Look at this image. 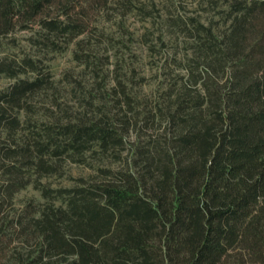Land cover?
<instances>
[{
	"label": "trees",
	"instance_id": "trees-1",
	"mask_svg": "<svg viewBox=\"0 0 264 264\" xmlns=\"http://www.w3.org/2000/svg\"><path fill=\"white\" fill-rule=\"evenodd\" d=\"M227 2L230 24L223 39L207 33L214 62L228 67L225 84L207 85L202 98L177 105L166 135L135 147L133 171L105 184L42 189L51 204L43 211L27 207L5 236L4 202L29 184L26 166L54 174L57 166L47 157L61 160L93 143L106 149L123 141L109 125H67L46 133L36 157L20 167L8 164L26 155L3 146L2 138L20 128L15 112L49 79H18L0 93V173L9 176L0 187V262L264 264V0ZM57 4L61 0H0V39L32 22L45 32L47 46L58 48L50 36H81L85 26L78 18H50ZM36 71L29 58L19 65L0 60V74L9 78ZM22 237L34 243L11 247Z\"/></svg>",
	"mask_w": 264,
	"mask_h": 264
},
{
	"label": "rangeland",
	"instance_id": "rangeland-1",
	"mask_svg": "<svg viewBox=\"0 0 264 264\" xmlns=\"http://www.w3.org/2000/svg\"><path fill=\"white\" fill-rule=\"evenodd\" d=\"M227 1L61 0L62 5L51 7L48 15L65 20L68 13L71 20L78 18L85 26L81 36L72 41L50 36L58 48L47 46L42 39L45 32L32 22L0 39V60L19 65L29 58L37 67L17 78L0 74V93L18 79H49L15 112L20 128L2 138L3 146L26 155L8 164L20 167L36 157V147L47 144L46 133L53 135L67 125H109L123 141L106 149L93 143L82 154L61 160L47 157L48 165L57 166L54 174L26 166L29 184L10 203L4 202L3 236L13 232L27 207L43 211L51 204L42 189L105 184L119 173L133 171L135 147L162 139L177 105L202 98L207 85L225 84L228 67L214 62L217 52L214 46L209 49L213 40L207 33L223 39L230 24ZM8 179L0 173V187ZM25 240L22 237L11 247L34 243L30 237Z\"/></svg>",
	"mask_w": 264,
	"mask_h": 264
}]
</instances>
